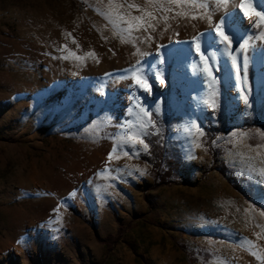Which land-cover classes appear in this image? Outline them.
<instances>
[{
  "label": "rangeland",
  "instance_id": "374dc122",
  "mask_svg": "<svg viewBox=\"0 0 264 264\" xmlns=\"http://www.w3.org/2000/svg\"><path fill=\"white\" fill-rule=\"evenodd\" d=\"M237 1L217 10L219 0H209L213 20ZM107 5L108 0H0V264H260L235 243L248 237L264 248V239L254 235L260 229L251 226L264 224L258 215L264 210V183L242 174L239 155H255L245 145L258 140L233 147L229 133L264 130V55L255 54L248 64L251 79L247 70L243 80V71L238 77L230 58L217 52L222 46L208 48L219 68L213 118L200 103L209 95L196 75L204 62L185 43L207 21L180 20L179 27L170 21L162 37L153 34L150 44L137 41L141 51L152 53L157 44L168 46L160 49L164 63L157 61L165 83L149 81L152 99L162 98L159 116L181 119L165 146L161 172L169 171L168 183L158 186L152 164L143 158L149 146L144 151L137 144L134 156L119 140L127 131L121 121L132 119L124 115L132 81L114 77L141 57L113 37L112 25L97 14ZM253 7L264 15V0H254ZM259 19L253 15L249 22L263 23L256 29L262 33ZM249 22L238 15L240 33ZM63 45L80 56L94 51L99 63L59 59L68 55ZM221 109L227 115L224 129L217 117ZM192 122L203 136L190 128ZM114 145L129 154L118 149L109 160ZM229 200L234 204H226ZM250 204L257 212L245 227L243 210Z\"/></svg>",
  "mask_w": 264,
  "mask_h": 264
},
{
  "label": "snow or ice",
  "instance_id": "6c2138e0",
  "mask_svg": "<svg viewBox=\"0 0 264 264\" xmlns=\"http://www.w3.org/2000/svg\"><path fill=\"white\" fill-rule=\"evenodd\" d=\"M228 5L229 0H219L216 4V9L218 10L221 7L228 8ZM209 8V0H144L143 4L130 2V0H123V2L108 0L107 10L96 9L97 14L103 16L108 21V24L112 25L113 37L118 36L121 44H131L135 49L133 55L141 57L127 69L121 70L119 77H114L116 79H130L132 81L128 86L124 113L126 117H132V119L121 121V127H126L127 131L125 135L119 137L124 148L133 150L132 155H139V149L136 148L137 144L141 145L144 151L148 150L146 137L152 134L149 129L155 130L156 128V121L152 117L153 113L159 116L162 98L152 99V89L149 81L154 83L159 79L161 84L165 83L164 79L161 78L163 73L157 61L160 64L164 63L163 54L160 52V49L168 47L164 44H157L156 52L154 53L141 51L137 41L140 44H150L156 39L153 34L158 33L162 37L165 32L172 28L170 21L176 22L177 27L180 26V20L186 22L198 19L207 21L209 25L208 29L198 33L191 41L185 43H188L190 52L194 45L195 52L193 55L199 54L198 59L204 62L203 68L197 65L196 75L198 78H202L205 86L209 88V95L201 99L200 103L203 109L213 112V118H215L214 114L218 107V92L215 89L218 78L214 72L219 71V68L214 67L215 55L209 54L208 48L213 45L222 46L217 48V52L230 58L238 77L241 71H243V80L247 79V67L249 62L254 59L255 54L259 51L261 55H264V43H262L264 42V32L257 33L258 22L245 24L244 31L240 33L236 21L232 18L234 16L233 12H226L219 17L218 23L213 24V12L209 11ZM239 10L243 13L241 19L255 15L261 21H264V15L261 12L254 11L244 2L239 4ZM237 33L240 34L237 35ZM174 34L179 35L178 32H174ZM65 35L66 37L72 36L70 32L65 33ZM101 35L104 40L108 39L103 34ZM178 42L173 41V43ZM72 43H76L75 38H72ZM77 48H79V45H77ZM61 50L68 51V55H63L59 59L68 60L70 57H74L79 64H82L87 58H91L99 63V59L94 51L80 56L69 51L67 45L61 46ZM109 51H112V49H109ZM113 55H115V52H113ZM150 56H154L155 59H146ZM209 80L212 81V84H208ZM99 91L101 96L106 97L107 94L102 88ZM241 91L245 92V89L242 88ZM242 98L245 105L250 106L247 92H245ZM190 128H194L197 135L203 136V130L198 123L192 122ZM133 129L135 131H132ZM229 136L231 138L229 143H232L233 147L248 138L258 140L255 145H245L248 151L254 152L255 155H244L243 153L239 155L240 162L244 165L242 174H246L249 177L258 176L260 179L257 182L264 183V130L257 129L255 133H250L234 129L229 133ZM196 147H201V144H197ZM124 148H121L120 145H114L108 159L112 160L118 149L123 152V155L127 156L129 153ZM115 158L119 159L120 157L116 156ZM253 161H258L259 166L252 163ZM137 171H139L140 175L144 174L143 170L137 169ZM131 174L130 172L129 175ZM226 204L233 205L234 201L229 200ZM260 207L264 209V203H261ZM236 211L239 212L240 209L237 208ZM243 212L245 214V227H248L250 226L249 220L253 218L251 213H256L257 209L250 204ZM258 215L264 217V210H260ZM251 226L260 229L259 232H254L257 240L264 239V224L254 223ZM235 243L238 247L246 250L260 264H264V248L259 247L253 240L248 237H239ZM215 264H229V262L221 260L215 262Z\"/></svg>",
  "mask_w": 264,
  "mask_h": 264
},
{
  "label": "trees",
  "instance_id": "16d2710c",
  "mask_svg": "<svg viewBox=\"0 0 264 264\" xmlns=\"http://www.w3.org/2000/svg\"><path fill=\"white\" fill-rule=\"evenodd\" d=\"M259 27L262 28L263 23H261ZM247 70H248V77L249 79H251L252 75L250 74V72H252V68L250 65L248 66ZM217 111H218L217 117L220 122L219 128L224 129V126L226 125V121H227V115L225 109H221ZM152 118L156 121V128L158 129V133L157 134L152 133L151 135L146 137V143L149 146V152L148 155H145L143 158L152 164L153 166L152 173H154L156 179H160L155 185L159 186L168 183L166 182V177H168L167 175L169 174L168 173L169 171L165 173L161 172L162 171L161 167L165 154V146L166 144L169 143V135L171 133V130L180 123L181 119L179 117H175L170 114L164 118L153 114ZM206 130H207V134H209L212 130V127L209 126ZM171 161L172 160H170L169 163L173 162ZM237 189L241 191L240 187H238ZM242 194L246 197V199H248L251 202H254V199L249 194H247L244 191L242 192Z\"/></svg>",
  "mask_w": 264,
  "mask_h": 264
},
{
  "label": "bare ground",
  "instance_id": "6f19581e",
  "mask_svg": "<svg viewBox=\"0 0 264 264\" xmlns=\"http://www.w3.org/2000/svg\"><path fill=\"white\" fill-rule=\"evenodd\" d=\"M241 2H244L246 5H248L251 9L254 10V7H253V4H254V0H238L237 1V4L234 7H231L230 11L229 12H233L234 13V16L232 17L235 21L238 20V15L241 16V18L243 17V13L239 10V4ZM225 13L223 14H220L218 16H216V19L213 20V24H216L218 23V20H219V17L224 15ZM215 18V17H214ZM253 18V15L251 17H246V18H243V20H246L247 19V22H249V20H251ZM209 26L205 27V28H202L201 32L203 31H206L208 29ZM211 81V80H210Z\"/></svg>",
  "mask_w": 264,
  "mask_h": 264
}]
</instances>
